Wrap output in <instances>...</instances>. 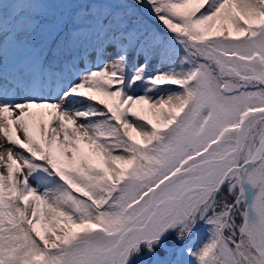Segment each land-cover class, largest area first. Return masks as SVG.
<instances>
[{
	"label": "snow or ice",
	"instance_id": "6c2138e0",
	"mask_svg": "<svg viewBox=\"0 0 264 264\" xmlns=\"http://www.w3.org/2000/svg\"><path fill=\"white\" fill-rule=\"evenodd\" d=\"M0 147V264H264V0H0Z\"/></svg>",
	"mask_w": 264,
	"mask_h": 264
},
{
	"label": "rangeland",
	"instance_id": "374dc122",
	"mask_svg": "<svg viewBox=\"0 0 264 264\" xmlns=\"http://www.w3.org/2000/svg\"><path fill=\"white\" fill-rule=\"evenodd\" d=\"M5 150H6L5 147H0V152H3Z\"/></svg>",
	"mask_w": 264,
	"mask_h": 264
},
{
	"label": "trees",
	"instance_id": "16d2710c",
	"mask_svg": "<svg viewBox=\"0 0 264 264\" xmlns=\"http://www.w3.org/2000/svg\"><path fill=\"white\" fill-rule=\"evenodd\" d=\"M83 146V145H82Z\"/></svg>",
	"mask_w": 264,
	"mask_h": 264
}]
</instances>
